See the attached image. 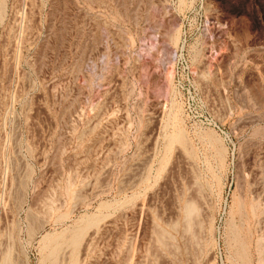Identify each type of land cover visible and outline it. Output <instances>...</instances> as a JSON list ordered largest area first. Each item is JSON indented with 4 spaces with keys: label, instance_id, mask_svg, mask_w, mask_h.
I'll return each instance as SVG.
<instances>
[{
    "label": "rangeland",
    "instance_id": "rangeland-1",
    "mask_svg": "<svg viewBox=\"0 0 264 264\" xmlns=\"http://www.w3.org/2000/svg\"><path fill=\"white\" fill-rule=\"evenodd\" d=\"M56 243L264 264V0H0V264Z\"/></svg>",
    "mask_w": 264,
    "mask_h": 264
},
{
    "label": "bare ground",
    "instance_id": "bare-ground-1",
    "mask_svg": "<svg viewBox=\"0 0 264 264\" xmlns=\"http://www.w3.org/2000/svg\"><path fill=\"white\" fill-rule=\"evenodd\" d=\"M178 135H179V134L175 135V136H177L176 139H177V140H182V137H181V136H178ZM183 138H184V136H183ZM172 139H173V138H172ZM174 139H175V138H174ZM172 141H173V140H172ZM183 142H184V141H183ZM183 142H182V143H183ZM185 142H186V141H185ZM185 142H184V144H186ZM182 143H181V144H182ZM185 208H186V209H185V211H186V216L188 215L189 217L192 216V215H194V214L196 213V211H197V209L195 208L194 205H188V206L185 207ZM188 216H187V217H188ZM189 219H190V218H189ZM85 223H86V222H85ZM87 223H88V222H87ZM188 227H189V226H188ZM63 235H64V234H63ZM63 235H61V239H62V240H65V241H62L63 243L60 242V243L63 245V248L65 247L64 244H66V245L71 244L72 246H74V245H78V243H79V241H80V239H81V237H82V233H81V232H74L73 234H70V235H71V236L69 235L70 238L66 236L67 234H66L65 236H63ZM47 239H48V237H45L43 240H47ZM67 239H69V240H67ZM59 240H60V239H59ZM66 240H67V241H66ZM57 245H58V244L56 243V246H57ZM62 245H61V246H60V245L57 246L56 249H55L56 246L54 245V246H55V247H54V246L52 245L53 248H54V250L52 249L53 252H51L52 250L49 251L50 254H51V255L49 254V255H50V258L56 260L57 256L59 257V255H60L59 251H61V247H62ZM69 246H70V245H69ZM242 246H244V245H242ZM66 247H67V246H66ZM49 248H50V247H49ZM51 248H52V247H51ZM51 248H50V249H51ZM63 248H62V249H63ZM240 249H241V248H240ZM241 250H242L243 253H244V249H241ZM6 255H7V256H6ZM6 255H5V258H3V259H4V260H3V264H10L11 262H10V260H9V255H8V254H6ZM245 255H246V254H245ZM245 255L243 254L244 257H245ZM48 257H49V256H48ZM240 257H241V256H240ZM72 258H74V255H73V257H71V260H72ZM48 259H49V258H48ZM75 259H77V258H75ZM75 259H74V260H75ZM244 259H245V258H244ZM50 260H51V259H50ZM50 260H49V261H50ZM54 260H53V261H54ZM245 260H246V259H245ZM53 261H52V262H53ZM57 261H58V258H57L56 261H54V263L57 264ZM70 262H71V261H70ZM74 262H75V261L72 260V264H75ZM77 262H78V260H76V263H77ZM50 264H51V262H50ZM52 264H53V263H52ZM77 264H78V263H77Z\"/></svg>",
    "mask_w": 264,
    "mask_h": 264
}]
</instances>
